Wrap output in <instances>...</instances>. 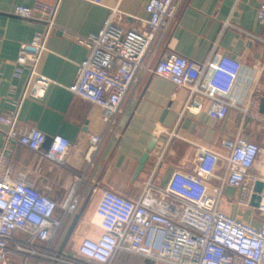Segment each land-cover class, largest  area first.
I'll list each match as a JSON object with an SVG mask.
<instances>
[{
	"label": "built area",
	"instance_id": "1",
	"mask_svg": "<svg viewBox=\"0 0 264 264\" xmlns=\"http://www.w3.org/2000/svg\"><path fill=\"white\" fill-rule=\"evenodd\" d=\"M256 1L257 17L264 23V0ZM179 3L180 0H148L149 18L142 30L125 29L110 16L99 32L80 40L88 54L79 64L77 80L70 90L101 107L110 126L130 87L139 81L155 38L164 35L174 22ZM58 10L59 2L43 1L14 9L21 18L46 22V29L21 45L14 74L21 77L26 72L24 88L13 109L0 117L4 134V145L0 147V264H115L120 253L161 264H264V188L259 206L251 203L255 183L264 182V177L250 174L264 148L240 135L223 139L225 154L200 146L198 173L175 171L164 188L148 181L138 199L102 189L96 219L92 221L101 232L81 236L73 249L70 238L60 251L84 193L74 184L59 202L40 192L26 178L13 176L9 153L10 145L16 143L44 151L47 158L64 164L72 152L73 144L68 138L56 135L46 149L47 137L42 131L25 129L20 124L25 100L38 98L40 87L50 83L39 67L48 50L50 34L57 26ZM262 70L224 53H212L205 62H198L172 52L157 61L153 72L190 90L186 110L199 111L192 99L201 95L210 101L211 118L223 120L233 109L257 123L264 141L262 95L257 92ZM91 140V149L95 150L102 138L93 134ZM220 158L227 161L223 183L237 190V205L250 210L257 224L221 209L222 187L209 184Z\"/></svg>",
	"mask_w": 264,
	"mask_h": 264
},
{
	"label": "crops",
	"instance_id": "2",
	"mask_svg": "<svg viewBox=\"0 0 264 264\" xmlns=\"http://www.w3.org/2000/svg\"><path fill=\"white\" fill-rule=\"evenodd\" d=\"M36 1L59 2L57 26L39 67L50 83L40 87L38 98L25 100L20 124L40 130L48 138L64 136L73 148L61 164L47 158L44 151L12 143V174L26 178L59 202L76 184L85 195L80 210L91 195L72 241L101 232L92 221L104 188L138 199L148 181L164 188L175 171L198 173V148L225 154L222 141L229 136L255 140L264 148L257 123L233 109L223 120L211 118L210 101L201 95L192 99L200 110H186L190 90L153 72L157 61L172 52L198 62H205L212 53H224L263 69L257 92L264 98V23L257 17L256 0H180L174 22L152 43L139 81L130 87L112 126L104 120L101 107L70 90L79 64L88 54L80 40L99 32L110 16L125 29L142 30L149 18L148 0H0V117L13 109L24 88L26 72L21 77L14 74L21 45L46 29V22L21 18L14 9ZM93 134L102 138L95 150L91 149ZM3 145L0 130V147ZM226 168L227 161L220 158L209 180L210 185L222 187L221 209L253 221L251 211L237 205V190L223 183ZM250 174L264 177V152ZM122 256L125 254L117 259Z\"/></svg>",
	"mask_w": 264,
	"mask_h": 264
},
{
	"label": "water",
	"instance_id": "3",
	"mask_svg": "<svg viewBox=\"0 0 264 264\" xmlns=\"http://www.w3.org/2000/svg\"><path fill=\"white\" fill-rule=\"evenodd\" d=\"M261 111L264 112V98H262V101H261ZM51 141H52V138H48L47 137L45 145H44V147L46 149L49 148V146L51 144ZM263 188H264V182L263 181H257L255 183V187H254L255 193H254V195L252 197V202H251L254 207H258L259 206V202H260V199H261L260 193L262 192ZM90 197H91V195H89V197L85 201V203H84L82 209L79 211V213H77L75 215V217L73 219V222L71 223L70 227L68 228V231H67V233H66V235L64 237V240H63V242L61 244L60 251L64 250V248L68 244V242H69V240H70V238L72 236V233H73V231H74V229H75V227H76V225H77V223H78V221H79V219H80V217H81V215H82V213H83V211H84V209H85V207H86V205H87V203H88V201L90 199Z\"/></svg>",
	"mask_w": 264,
	"mask_h": 264
},
{
	"label": "rangeland",
	"instance_id": "4",
	"mask_svg": "<svg viewBox=\"0 0 264 264\" xmlns=\"http://www.w3.org/2000/svg\"><path fill=\"white\" fill-rule=\"evenodd\" d=\"M78 241L70 240L69 245L70 248H75ZM69 248V247H68ZM18 264V263H15ZM115 264H161L155 261L146 260L145 257L139 255H127L122 256L116 260Z\"/></svg>",
	"mask_w": 264,
	"mask_h": 264
},
{
	"label": "trees",
	"instance_id": "5",
	"mask_svg": "<svg viewBox=\"0 0 264 264\" xmlns=\"http://www.w3.org/2000/svg\"><path fill=\"white\" fill-rule=\"evenodd\" d=\"M121 254V253H120ZM120 254L118 255V257L120 256ZM125 254V256H127V255H132V254H127V253H124ZM117 257V258H118ZM146 260H149V261H153V260H150V259H147V258H145ZM117 260V259H116Z\"/></svg>",
	"mask_w": 264,
	"mask_h": 264
}]
</instances>
